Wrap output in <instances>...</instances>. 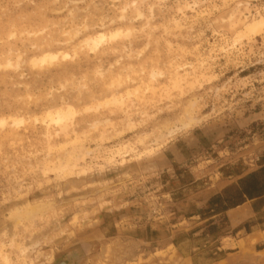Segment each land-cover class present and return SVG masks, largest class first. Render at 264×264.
Wrapping results in <instances>:
<instances>
[{
	"label": "rangeland",
	"instance_id": "1",
	"mask_svg": "<svg viewBox=\"0 0 264 264\" xmlns=\"http://www.w3.org/2000/svg\"><path fill=\"white\" fill-rule=\"evenodd\" d=\"M263 158L264 0H0V264H264Z\"/></svg>",
	"mask_w": 264,
	"mask_h": 264
},
{
	"label": "flooded vegetation",
	"instance_id": "2",
	"mask_svg": "<svg viewBox=\"0 0 264 264\" xmlns=\"http://www.w3.org/2000/svg\"><path fill=\"white\" fill-rule=\"evenodd\" d=\"M264 160V158H263ZM258 172L260 173H263L264 172V163H262L261 167H260V170H258ZM258 176V173L257 172H254L250 175H248L247 177H245L243 180H241V182L239 183V185L237 187H234L236 189V193L234 195L233 198H229L227 196V194L229 193V190H226L224 192V194H221L219 196H217L216 198L213 199V202H217V203H224V206L221 208V211H219L218 213L216 214H220V213H226V212H229L235 208H238L244 204H246L247 201H252V202H264V194H261L259 196H254L252 198H249L247 197L246 195H243V202L235 207H228V208H225L226 206H228V204H230L231 202H234L236 200H238V196L241 195V192L242 190L245 188V187H252L253 185L255 186H258L259 184L257 183H251L253 179H255L256 177ZM261 189H260V192H264V183L261 182ZM263 185V186H262ZM232 188V189H234Z\"/></svg>",
	"mask_w": 264,
	"mask_h": 264
},
{
	"label": "trees",
	"instance_id": "3",
	"mask_svg": "<svg viewBox=\"0 0 264 264\" xmlns=\"http://www.w3.org/2000/svg\"><path fill=\"white\" fill-rule=\"evenodd\" d=\"M260 187H261L260 185H258V186L253 185L252 187H250V186L249 187H245L242 190L241 195L238 196V200H236L234 202H231L225 208L235 207V206L241 204L243 202V200H244L243 195H246L247 197L252 198L254 196H259L261 194H264V192L263 193L260 192V189H261Z\"/></svg>",
	"mask_w": 264,
	"mask_h": 264
},
{
	"label": "water",
	"instance_id": "4",
	"mask_svg": "<svg viewBox=\"0 0 264 264\" xmlns=\"http://www.w3.org/2000/svg\"><path fill=\"white\" fill-rule=\"evenodd\" d=\"M263 259H264V254H261L259 262H261V260L263 261ZM227 261H228V264H248L250 263L249 258L245 254V250L241 251L238 254L232 255L231 257L227 259ZM58 264H67V263L65 261H61Z\"/></svg>",
	"mask_w": 264,
	"mask_h": 264
},
{
	"label": "crops",
	"instance_id": "5",
	"mask_svg": "<svg viewBox=\"0 0 264 264\" xmlns=\"http://www.w3.org/2000/svg\"><path fill=\"white\" fill-rule=\"evenodd\" d=\"M242 206H240V207H242ZM251 236H252V238H257L258 239L257 240L258 244L264 245V230L260 231V232H253V233L250 234V237ZM261 252L264 253V247H263V249H261ZM250 263L253 264V262H250Z\"/></svg>",
	"mask_w": 264,
	"mask_h": 264
},
{
	"label": "bare ground",
	"instance_id": "6",
	"mask_svg": "<svg viewBox=\"0 0 264 264\" xmlns=\"http://www.w3.org/2000/svg\"><path fill=\"white\" fill-rule=\"evenodd\" d=\"M94 43V42H93ZM254 240H255V238H254Z\"/></svg>",
	"mask_w": 264,
	"mask_h": 264
}]
</instances>
